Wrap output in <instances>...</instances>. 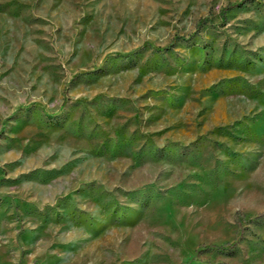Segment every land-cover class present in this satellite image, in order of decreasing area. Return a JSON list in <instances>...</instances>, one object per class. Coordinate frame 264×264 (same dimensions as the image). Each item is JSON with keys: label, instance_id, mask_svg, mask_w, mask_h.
I'll list each match as a JSON object with an SVG mask.
<instances>
[{"label": "rangeland", "instance_id": "rangeland-1", "mask_svg": "<svg viewBox=\"0 0 264 264\" xmlns=\"http://www.w3.org/2000/svg\"><path fill=\"white\" fill-rule=\"evenodd\" d=\"M240 1L0 0V264H264V0Z\"/></svg>", "mask_w": 264, "mask_h": 264}, {"label": "trees", "instance_id": "trees-1", "mask_svg": "<svg viewBox=\"0 0 264 264\" xmlns=\"http://www.w3.org/2000/svg\"><path fill=\"white\" fill-rule=\"evenodd\" d=\"M248 0H241L238 3H234L229 5L228 7H226V9H230L234 6H239L243 3H245ZM2 132V128L0 130V133ZM230 245L229 244H213V243H208V244H202L199 246L200 250H205V251H209V250H224L226 248H228ZM192 259H186V260H182L179 264H188L189 261H191Z\"/></svg>", "mask_w": 264, "mask_h": 264}]
</instances>
